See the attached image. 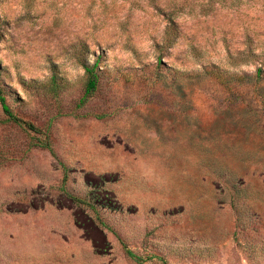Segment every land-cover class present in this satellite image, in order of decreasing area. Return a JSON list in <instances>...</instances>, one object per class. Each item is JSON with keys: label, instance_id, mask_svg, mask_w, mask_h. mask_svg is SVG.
Listing matches in <instances>:
<instances>
[{"label": "rangeland", "instance_id": "rangeland-1", "mask_svg": "<svg viewBox=\"0 0 264 264\" xmlns=\"http://www.w3.org/2000/svg\"><path fill=\"white\" fill-rule=\"evenodd\" d=\"M0 72V264H264V0H0Z\"/></svg>", "mask_w": 264, "mask_h": 264}, {"label": "trees", "instance_id": "trees-1", "mask_svg": "<svg viewBox=\"0 0 264 264\" xmlns=\"http://www.w3.org/2000/svg\"><path fill=\"white\" fill-rule=\"evenodd\" d=\"M98 62H96L94 65H84L85 73L88 79L87 82V88H86V93L84 97L82 98V104H85L95 93L98 87V82H99V73H98ZM261 74V70L258 71V75ZM0 78H1V72H0ZM0 102L2 105V109L7 117V121L14 122L18 125H25L26 127H29V129H35L33 126L28 125L27 122L22 121L18 116H16L10 105L7 102V99L5 97V94L3 92V89L0 85ZM46 147H49L48 144L45 145ZM130 255H133L130 252Z\"/></svg>", "mask_w": 264, "mask_h": 264}]
</instances>
